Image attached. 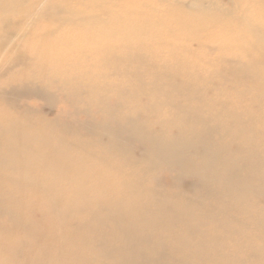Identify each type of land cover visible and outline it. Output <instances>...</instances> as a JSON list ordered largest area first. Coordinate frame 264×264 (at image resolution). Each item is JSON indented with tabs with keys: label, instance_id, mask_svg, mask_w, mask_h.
I'll use <instances>...</instances> for the list:
<instances>
[{
	"label": "bare ground",
	"instance_id": "obj_1",
	"mask_svg": "<svg viewBox=\"0 0 264 264\" xmlns=\"http://www.w3.org/2000/svg\"><path fill=\"white\" fill-rule=\"evenodd\" d=\"M203 2L0 0V264H151L154 254L163 257L165 242L174 254L196 246L172 229L176 220L181 233L193 234L191 222L203 225L199 216L194 220L180 203L170 221L162 220L161 176L146 177L118 150L121 135L134 137L139 127L118 118H125L117 123L119 137L98 134L95 143L110 141V148L97 152L89 140L93 130L79 122L84 119L72 105L82 91L92 106L101 105L118 64L126 72L143 53L149 76H166L162 67H172L190 93L213 79L223 90L237 93L241 86L250 101H263L264 116V0H230L229 7ZM60 115L68 125L57 122ZM140 137L153 158L179 166L183 156L172 140ZM185 143L189 139L180 146ZM195 165V175L206 169ZM105 212L112 226L100 230L98 215ZM256 212L248 216L262 231ZM158 227L168 241L157 235L149 241L147 231ZM258 238L264 242L263 231ZM212 254L196 249L186 258L201 262Z\"/></svg>",
	"mask_w": 264,
	"mask_h": 264
},
{
	"label": "rangeland",
	"instance_id": "obj_2",
	"mask_svg": "<svg viewBox=\"0 0 264 264\" xmlns=\"http://www.w3.org/2000/svg\"><path fill=\"white\" fill-rule=\"evenodd\" d=\"M175 1L179 4H187L191 0ZM208 1L205 0L203 3ZM213 1L222 7L231 5L230 0ZM142 56L141 62L135 59L130 61L128 67H124L126 72L120 70L123 65L118 64L120 72L111 77L110 87L108 86L107 90L102 89L104 92L101 91V105L92 106L89 97H85L84 92L80 91V95L77 96L79 102L74 103L72 107L80 111L77 118L84 119L79 122L93 130L94 133L89 140L93 141L95 146L93 149L97 152L110 148V141L103 145L95 143L96 139H99L98 134L107 132L114 135L115 133V136L119 137L120 133L116 131L120 128L117 125L118 118L128 117L126 120H129V123L136 124L140 130L131 134L135 135L134 137L121 135V139H124L120 142L122 148L117 149L123 151L124 155L120 151L115 152L116 155L127 157L133 168L143 172L146 177L161 176L159 182L164 185V190L159 191L158 194L159 197L166 199L163 201L165 207L160 215L162 220L170 221L169 217L173 215L171 212L176 213L179 204L186 203L189 207L188 212L195 215L194 220L199 216L197 222L203 223L199 227L196 222H191L194 233L184 234L180 232L182 224L174 220L175 227L172 230L178 235L181 234L182 239L196 246L189 251L174 254L169 249V242H165L164 250L160 251L163 257L154 254L150 263L264 264V242L260 238L256 239V236L264 232L262 179L264 178V134L262 133L264 116L258 108L263 101H250L241 86L239 90L237 89V93L236 90H223L218 84V79L208 82L207 89L200 87L196 92L190 93L183 86L181 77L173 72L172 67H162L166 76H149L143 53ZM193 86H196L194 82ZM56 110L61 114L60 106L56 105ZM106 110L110 113V117L104 114ZM46 116L52 118L53 115L47 113ZM61 118L57 122L68 125L66 117ZM110 119L112 125L104 129V123ZM124 120L125 118L119 123H124ZM147 133L160 134L172 140L175 153L183 156L179 166H167L163 164L162 159L153 158L154 151L146 142L139 139L140 136L148 135ZM79 138L86 137L79 135ZM185 139H189V143L192 142L193 146L190 147L189 143L180 146ZM136 157H139V161ZM115 158L120 160L118 157ZM195 164L201 169L204 165L205 171L195 175L192 172V169L196 168ZM246 176L252 177L251 183L245 178ZM244 180H247V186L243 183ZM253 205L255 207H252ZM253 210H256L261 218L263 217L260 220L261 224L263 223L262 231L254 228L251 222L252 216H248L253 214ZM105 217L106 212L98 215L102 220L98 226L100 230L112 226V222ZM182 219L184 221L187 217L182 216ZM162 230L164 231L163 228ZM167 233L162 232L159 227L158 230L147 231V235L152 239L149 241H156L154 239L157 236V239L168 241L164 239ZM209 240L215 241L217 246L211 248L206 243ZM151 245L148 243L149 247ZM146 246L144 245L143 249ZM196 249L202 254L212 252L213 258L207 260L202 256L201 262L188 260L186 256L192 257ZM259 252L262 255H259Z\"/></svg>",
	"mask_w": 264,
	"mask_h": 264
}]
</instances>
